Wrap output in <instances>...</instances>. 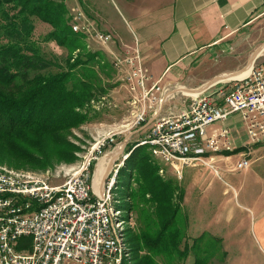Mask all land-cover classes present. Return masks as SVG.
I'll list each match as a JSON object with an SVG mask.
<instances>
[{
	"label": "built area",
	"instance_id": "obj_1",
	"mask_svg": "<svg viewBox=\"0 0 264 264\" xmlns=\"http://www.w3.org/2000/svg\"><path fill=\"white\" fill-rule=\"evenodd\" d=\"M73 19L75 32L90 31L91 24L80 12ZM90 32L104 44L112 39L109 33ZM259 57L244 77L228 79L213 91L216 83L197 95L185 93L184 107L169 113L163 107L176 88L163 84L162 77L153 78L138 46L114 57L117 69L128 67L121 79L131 94L125 102L132 118L128 126L137 130L147 126L148 133L134 146H148L156 160L182 179V169L188 166L203 165L216 173L214 157L234 150L231 129L207 130L233 113L240 116L246 138L253 144L263 143L264 56ZM120 132L109 131L90 144L81 165L59 183L49 175L0 165V264H119L125 246L117 221L120 211L114 209L110 187L129 152L116 161L122 147L96 186L94 175L102 157L120 144L115 141ZM249 164L244 153L236 168Z\"/></svg>",
	"mask_w": 264,
	"mask_h": 264
},
{
	"label": "trees",
	"instance_id": "obj_2",
	"mask_svg": "<svg viewBox=\"0 0 264 264\" xmlns=\"http://www.w3.org/2000/svg\"><path fill=\"white\" fill-rule=\"evenodd\" d=\"M35 19L51 27L41 40L33 35ZM69 19L65 0H0V162L42 169L73 161L71 130L91 120L92 98L109 94L104 81L116 67L86 46L87 34L75 32ZM48 41L67 50L63 63L46 54ZM144 146H130L122 168L129 175L128 208L140 224L128 240L132 264H182L199 247L191 264H208L213 250L206 241L213 238L204 231L186 243L184 190L159 173L160 163L167 165Z\"/></svg>",
	"mask_w": 264,
	"mask_h": 264
},
{
	"label": "rangeland",
	"instance_id": "obj_3",
	"mask_svg": "<svg viewBox=\"0 0 264 264\" xmlns=\"http://www.w3.org/2000/svg\"><path fill=\"white\" fill-rule=\"evenodd\" d=\"M65 4L69 10L71 23L77 22H75L73 17L77 12H80L83 19H87L86 22L91 24L90 31L108 33L94 25V21L97 20L96 11L100 10V15L104 16L111 27H115L112 31L109 30L112 38L113 36L117 38L124 37L127 40L129 35L132 38L137 35L130 29L127 22L130 21V18L122 7L121 0H65ZM34 21L35 29L33 35L41 40L51 27L37 19ZM83 22L84 20L79 22L80 26L83 25ZM90 31H84L87 34L85 38L86 46L93 51L100 49L105 54L106 59L113 62L111 61L112 55L110 58L108 51L104 50V43L95 38ZM251 32L253 35L251 42L253 43V48L249 46L248 38L245 39V42L247 43L246 51H250L249 53L253 54L256 48L264 44V15L255 22L254 30ZM115 43V40L112 39L107 45L113 49L116 46ZM42 47L48 56L57 58L60 63L64 62V58L67 56L65 48L54 41L43 42ZM231 53L237 54L235 50ZM263 56L264 50L260 53L259 58L261 59ZM104 83L109 90V94L100 95L90 100V105L95 111L90 112L91 120L71 130L69 139L76 147L73 161L65 162L61 160L42 169L14 167L3 161L0 162V165H5L15 170L19 169L44 174L45 176L49 175L54 182L59 183L66 178V175L74 172L81 165L82 156L90 144L101 140L109 131L115 132L119 130L122 132L115 136L116 143H120L118 144L119 153L124 147L123 152L120 153L116 161L122 160V155L128 151L130 146L141 140L148 133L147 126L140 130H137L136 126H128L132 120L131 111L125 104L129 97L128 94L117 82L115 75L106 79ZM219 85L213 87L212 91ZM176 86H173L172 89H177ZM182 95L184 93L181 90H176L172 96L177 98ZM219 124V121L215 122L214 128L218 127ZM236 128L238 129L237 135L240 141L238 139V141L233 140L234 145L236 147L239 145L245 146L244 149L248 151L245 152L249 154L247 157L250 160V164L245 169L236 168V164L241 158L238 157V152L232 153L234 150L229 153L225 152L216 155L217 160L214 158L213 161L214 167L217 169L216 173L203 165L188 166L182 169V179H179L170 167L160 163L159 173L166 178H173L184 190L180 205V216L184 225L186 243H191L190 235L192 237L198 236L204 231L213 238L210 241H206L208 247L213 250L207 256L208 264H225L224 259H227L226 262L229 264H264V243L259 239L257 240L247 229L253 215L251 210L254 211V202L257 201L259 208L264 210V173L259 171V164H251V162L253 163L257 160L260 161L258 163H264V142L259 145L253 144L246 138L245 130L241 124L237 125ZM130 132L131 139L128 140L127 136ZM143 149H146V147L144 146ZM122 168H124V164L121 165L120 170ZM120 170L119 178L110 187L114 209L120 211L117 215V221H120L119 232L122 234L125 246L119 264H132V246H130L131 244H129L128 240L134 232L139 230L140 224L137 220L136 212L134 209L129 210V204H127L129 202L128 189L125 186L129 180L128 172L125 169ZM130 182L132 186H135L133 179ZM202 248L205 250V247L202 246ZM199 249L200 247L197 250ZM195 251L190 250L189 254H187L188 256L182 260V264H191L196 259ZM178 262L179 260L176 259L174 264H178Z\"/></svg>",
	"mask_w": 264,
	"mask_h": 264
},
{
	"label": "crops",
	"instance_id": "obj_4",
	"mask_svg": "<svg viewBox=\"0 0 264 264\" xmlns=\"http://www.w3.org/2000/svg\"><path fill=\"white\" fill-rule=\"evenodd\" d=\"M121 3L130 18L127 21L130 29L137 35L135 38L129 35L127 40L113 36L116 42L113 49L107 45L109 42L104 44L110 58L112 55L111 61L138 46L141 60L154 79L162 77L163 84L177 85L176 90L192 95L198 94L204 85L226 82L231 79L228 75L248 65L252 53L246 51L245 39L248 38L249 46L253 45L251 31L264 15V0H121ZM96 12L94 25L102 31H112L115 27L100 15V10ZM234 50L237 54L231 53ZM127 71L128 67L123 66L117 69L115 76L130 96L121 80L127 76ZM182 96H172L165 103L163 112L180 111L185 101ZM239 124L242 125L240 116L233 113L219 126L231 129L232 140L240 141L236 128ZM213 129L214 124L207 130L211 132ZM244 147L234 145L232 153L238 152L239 158L244 153L249 156ZM116 155L117 151L109 152L102 157V162L107 167ZM214 158L217 160L216 156ZM258 162L251 164H259V171L264 173V163ZM253 209L247 229L264 243V210L259 208L257 201ZM226 260L224 263L229 264Z\"/></svg>",
	"mask_w": 264,
	"mask_h": 264
},
{
	"label": "bare ground",
	"instance_id": "obj_5",
	"mask_svg": "<svg viewBox=\"0 0 264 264\" xmlns=\"http://www.w3.org/2000/svg\"><path fill=\"white\" fill-rule=\"evenodd\" d=\"M251 65L248 64L246 65L244 68H242L240 71H237L236 73H234L233 75H228L231 79H240L242 77H244L245 75H247L250 71ZM197 95V94H194ZM119 146H116V150L113 151H117V153H119L118 151ZM106 165L102 162V159L100 160V163L98 164V167L96 169V173H95V177H94V186H96V183L98 181H101V179L103 178V175L106 172ZM130 169V168H129ZM118 179V178H117Z\"/></svg>",
	"mask_w": 264,
	"mask_h": 264
},
{
	"label": "water",
	"instance_id": "obj_6",
	"mask_svg": "<svg viewBox=\"0 0 264 264\" xmlns=\"http://www.w3.org/2000/svg\"><path fill=\"white\" fill-rule=\"evenodd\" d=\"M263 50H264V44H262V45L259 46L257 49H255V51H254L253 54L251 55V58H250V61H249L248 64H251L252 61L255 59V57H256L257 55H259ZM206 86H207V85H204V86H202V88H205ZM202 88H200V89H202Z\"/></svg>",
	"mask_w": 264,
	"mask_h": 264
}]
</instances>
